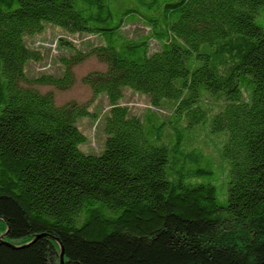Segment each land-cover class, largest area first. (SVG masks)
Returning <instances> with one entry per match:
<instances>
[{"label": "trees", "instance_id": "16d2710c", "mask_svg": "<svg viewBox=\"0 0 264 264\" xmlns=\"http://www.w3.org/2000/svg\"><path fill=\"white\" fill-rule=\"evenodd\" d=\"M113 1L0 0V264H62V247L64 264H264V0ZM135 23L147 32L127 34ZM48 24L98 41L27 42ZM92 57L105 64L81 79L92 98L58 104ZM165 105L176 120L162 126L212 115L227 132L226 193L185 167L197 143L148 137L142 117ZM87 116L107 135L99 155L80 148Z\"/></svg>", "mask_w": 264, "mask_h": 264}, {"label": "rangeland", "instance_id": "374dc122", "mask_svg": "<svg viewBox=\"0 0 264 264\" xmlns=\"http://www.w3.org/2000/svg\"><path fill=\"white\" fill-rule=\"evenodd\" d=\"M124 5H126L125 0L113 1L110 4L111 8L114 11L123 9ZM261 10L262 12H264V7H262ZM116 17H118V15ZM117 21V18L110 20L108 25H114ZM255 21L259 25L264 27V14L256 16ZM125 31L130 36H138L146 33L147 28L144 24L135 23L130 26H127ZM59 34L70 36V38L72 39L76 38L78 40L85 39L92 40L95 42L98 41V38L93 35L82 34L73 36L62 31V28L59 26L48 24V28L43 33L37 34L33 37H28L27 42L31 45H34L37 42L52 43L58 37ZM42 49V52L44 54V60L35 63L31 62V69L33 70L32 72L41 70V67H44L46 65L45 61H47L50 56L51 52L48 49H46L45 47ZM204 49L210 51V48L208 46H206ZM56 60L57 59L55 58L51 60V66L47 69L48 71H58L59 63L58 60ZM103 68H105L104 63L100 62L95 57L89 58L75 67L78 81L71 89L66 91H59L55 90L54 88L48 87H45L44 89H54L56 94V101L58 104H63L72 100L78 102L87 101L92 98V91L91 88L85 83H83L81 79L86 73L92 70H100ZM125 89H127L125 91L124 97L125 102L132 104V106L134 108L136 107L138 110H142L143 106H145L146 104L148 105V95L141 94L139 92L135 93L131 91L133 89L129 87H125L124 90ZM107 100L108 97L105 93L99 94L97 99L95 100V104L91 106V111L95 110L99 113L102 112L103 109H105V107L108 105ZM173 115L174 114L170 108V105L162 106L158 108L156 112H146L145 116L142 117V119L145 125V129L148 133V137H150L153 143L157 145L165 144L169 149L176 145L177 137H179V139L183 141V145L186 146L189 144L190 141L197 143L200 150L195 152V154L191 155V159L187 160V164L185 167L191 170H195L197 168L211 169L212 173L205 174V176H201V179L216 185L218 194L222 192L226 193V182L228 180L227 173L229 167H227L226 169L228 163L221 156V151L226 139L227 132L223 131L214 133L211 131L210 127L212 115L209 116L208 121L187 128L185 127V123L178 121L175 122L174 128L172 126H162L164 121L166 122L168 120H172L174 122L176 120V117H174ZM78 125L81 128L82 132L87 136V140L80 145L81 150L88 154L99 155L100 153H102V151L105 149V141L107 135L104 131V128H102L101 121L97 123L95 118L87 116L80 118L78 121ZM169 130L172 132H169ZM171 155L179 156V154Z\"/></svg>", "mask_w": 264, "mask_h": 264}, {"label": "water", "instance_id": "95a60500", "mask_svg": "<svg viewBox=\"0 0 264 264\" xmlns=\"http://www.w3.org/2000/svg\"><path fill=\"white\" fill-rule=\"evenodd\" d=\"M61 263L64 264V248L62 247V252H61Z\"/></svg>", "mask_w": 264, "mask_h": 264}]
</instances>
